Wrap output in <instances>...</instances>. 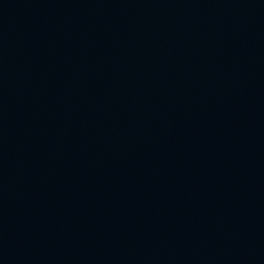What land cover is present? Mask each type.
<instances>
[{
  "label": "water",
  "instance_id": "obj_1",
  "mask_svg": "<svg viewBox=\"0 0 264 264\" xmlns=\"http://www.w3.org/2000/svg\"><path fill=\"white\" fill-rule=\"evenodd\" d=\"M0 264H264V0H0Z\"/></svg>",
  "mask_w": 264,
  "mask_h": 264
}]
</instances>
